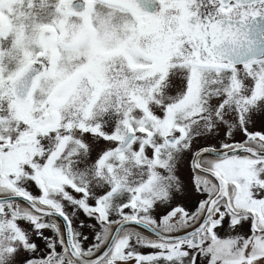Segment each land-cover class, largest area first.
Returning a JSON list of instances; mask_svg holds the SVG:
<instances>
[{
  "label": "snow or ice",
  "instance_id": "1",
  "mask_svg": "<svg viewBox=\"0 0 264 264\" xmlns=\"http://www.w3.org/2000/svg\"><path fill=\"white\" fill-rule=\"evenodd\" d=\"M0 264H264V0H0Z\"/></svg>",
  "mask_w": 264,
  "mask_h": 264
},
{
  "label": "rangeland",
  "instance_id": "2",
  "mask_svg": "<svg viewBox=\"0 0 264 264\" xmlns=\"http://www.w3.org/2000/svg\"><path fill=\"white\" fill-rule=\"evenodd\" d=\"M85 229H86V230H85ZM85 229H84L85 232H88V231H89L87 228H85Z\"/></svg>",
  "mask_w": 264,
  "mask_h": 264
},
{
  "label": "flooded vegetation",
  "instance_id": "3",
  "mask_svg": "<svg viewBox=\"0 0 264 264\" xmlns=\"http://www.w3.org/2000/svg\"><path fill=\"white\" fill-rule=\"evenodd\" d=\"M86 230V229H85Z\"/></svg>",
  "mask_w": 264,
  "mask_h": 264
}]
</instances>
